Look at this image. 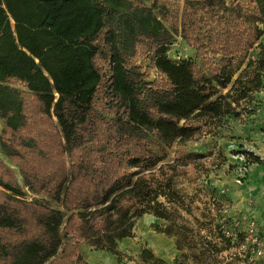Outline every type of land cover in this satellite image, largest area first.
I'll use <instances>...</instances> for the list:
<instances>
[{
	"label": "trees",
	"instance_id": "1",
	"mask_svg": "<svg viewBox=\"0 0 264 264\" xmlns=\"http://www.w3.org/2000/svg\"><path fill=\"white\" fill-rule=\"evenodd\" d=\"M175 37L195 60L170 58ZM263 37L264 0H0V148L22 182L0 156V264H78L84 246L122 258L147 215L180 255L144 248L143 264L230 251L221 227L216 242L184 222L163 164L254 102Z\"/></svg>",
	"mask_w": 264,
	"mask_h": 264
},
{
	"label": "rangeland",
	"instance_id": "2",
	"mask_svg": "<svg viewBox=\"0 0 264 264\" xmlns=\"http://www.w3.org/2000/svg\"><path fill=\"white\" fill-rule=\"evenodd\" d=\"M264 48V37L261 40ZM260 49L251 53L256 60ZM169 56L174 61L196 59L195 51L181 38L175 37ZM240 117H227L203 126L192 142L169 150L164 173L172 177L174 186L185 202L181 210L187 225L197 231L199 221L207 228L204 237L215 241L221 227L232 242L231 250L211 264H263L257 250L264 249V88L252 104H243ZM2 123L0 122V132ZM1 158L17 173L18 170L3 154ZM259 159V162H256ZM22 183V182H21ZM28 200L40 199L22 186ZM213 224L210 231L209 225ZM166 223L147 215L135 223L134 236L118 245L122 258L106 251L84 246L78 264H143L142 249L172 263L180 253L175 238L163 231ZM261 244V246L258 245ZM185 264H195L189 259Z\"/></svg>",
	"mask_w": 264,
	"mask_h": 264
},
{
	"label": "built area",
	"instance_id": "3",
	"mask_svg": "<svg viewBox=\"0 0 264 264\" xmlns=\"http://www.w3.org/2000/svg\"><path fill=\"white\" fill-rule=\"evenodd\" d=\"M259 246H261L260 243H258ZM257 257L258 258H261V259H264V249L263 247H260L258 250H257Z\"/></svg>",
	"mask_w": 264,
	"mask_h": 264
}]
</instances>
